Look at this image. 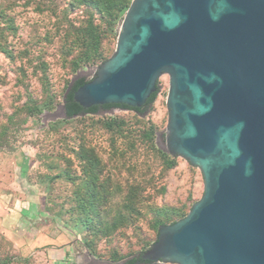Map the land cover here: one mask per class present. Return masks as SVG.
<instances>
[{"label":"water","instance_id":"water-1","mask_svg":"<svg viewBox=\"0 0 264 264\" xmlns=\"http://www.w3.org/2000/svg\"><path fill=\"white\" fill-rule=\"evenodd\" d=\"M163 76L169 120L157 146L201 171L204 195L141 260L264 264V0H133L113 56L74 100L140 109Z\"/></svg>","mask_w":264,"mask_h":264},{"label":"rangeland","instance_id":"rangeland-1","mask_svg":"<svg viewBox=\"0 0 264 264\" xmlns=\"http://www.w3.org/2000/svg\"><path fill=\"white\" fill-rule=\"evenodd\" d=\"M46 1H3L15 30L2 34L0 22V260L8 259L9 264L121 263L155 243V219L171 222L178 218L174 212L179 209L189 214L204 195V179L185 159L174 158L176 166L167 169L149 150L151 143L145 133L153 129L158 148V135H165L168 127V76L159 80L157 98L143 116L123 108L102 109L96 116L50 129L47 114L60 113L62 96L77 74L70 66L77 53L67 54L70 38H65L58 21L47 11L53 1L45 5ZM84 17L80 9L71 13L70 19L78 26ZM124 17L114 35L104 41L108 59L116 50ZM99 66L78 73L92 81ZM49 96L54 97L50 111L28 114L29 107L41 105ZM108 117L123 120L121 128L107 132L100 119ZM82 149L100 160L101 182L111 181L103 194L108 227L129 217L123 210L128 196L141 194L143 214L132 215L134 227L97 239L69 222L66 208L87 182ZM57 174L60 178L53 181ZM86 239L92 243L91 251ZM117 258L123 260L113 262Z\"/></svg>","mask_w":264,"mask_h":264},{"label":"trees","instance_id":"trees-1","mask_svg":"<svg viewBox=\"0 0 264 264\" xmlns=\"http://www.w3.org/2000/svg\"><path fill=\"white\" fill-rule=\"evenodd\" d=\"M7 0H0V22L3 25L1 31L2 34L8 33L11 30H15L14 23L10 20L9 16L6 14L7 6L3 5ZM53 5L46 7L47 11L50 12L58 21V29L62 31L65 35L66 41L68 43L67 54H74L70 66L73 73H78L79 71L88 68L99 66L105 63L108 58L105 57L103 44L106 38L113 36L118 22L123 18L129 9L133 0H51ZM55 1V2H54ZM49 2L46 1L45 5ZM82 9L84 12V19L80 25H75L73 20L70 19L71 13L75 10ZM43 11V10H42ZM91 82L85 77H80L75 81L71 91L65 97L66 92L63 94V106L65 108L66 118L63 120H57L56 122L50 123V129L57 130L61 125L68 123L70 120L86 118L87 116H96L100 110H108L112 108H123L130 111L136 112L139 116H143L149 106L153 104L157 98L159 87L156 93H154L147 101L146 105L140 109H134L127 107L125 105H106L103 107L95 106L90 109H84L74 100L75 92L84 86L85 84ZM65 97V98H64ZM54 97H48V99L41 105L35 104L28 108V114L31 116H36L44 113L45 111H50L53 108ZM28 107V106H27ZM102 127L107 132H114L121 128V123L123 120L117 117H108L105 119H100ZM145 137L150 141L148 145L149 150L156 154V156L163 162L167 169H172L176 166V161L173 157L161 151L154 144V131L153 129L149 133H145ZM84 154L81 158L86 163V174L87 182L85 183V189H79L74 193V200L70 201V209L66 208L69 213L70 223L75 229L80 231L85 230L91 232L92 236L95 238L100 237H111L119 234L122 230L128 229L135 226L133 221V216H141L142 213V203L140 200L141 194L135 197V194H130L128 196V202L125 203L123 208L130 216L127 218L120 219V222L114 223L108 227L106 220V198L104 194L105 186L110 179H106L105 182H101L103 171L101 169V163L98 157L90 156L87 151L82 149ZM94 154L93 151H89ZM64 175L68 177V180H72V176L69 172H65ZM60 174L52 178L55 181L60 178ZM103 187V191L100 192V188ZM113 189L114 185H113ZM116 192V190H115ZM84 196H83V194ZM115 193H112L113 197ZM117 194V192H116ZM145 209V207H144ZM63 210V209H62ZM77 210L80 212L79 218L77 216ZM181 209L174 212L175 216L178 217L171 222L162 219H155L153 223V228L159 231V228L164 225H172L179 220L186 217V214L180 211ZM109 215V214H108ZM169 218V217H168ZM136 229V227L134 228ZM86 245L91 251L92 243L86 239ZM118 260H123L122 258H117L113 262ZM10 260L5 259L0 260V264H9Z\"/></svg>","mask_w":264,"mask_h":264},{"label":"flooded vegetation","instance_id":"flooded-vegetation-1","mask_svg":"<svg viewBox=\"0 0 264 264\" xmlns=\"http://www.w3.org/2000/svg\"><path fill=\"white\" fill-rule=\"evenodd\" d=\"M137 261H139L140 263H137ZM113 264H119V263H113ZM123 264H152V263L141 260V256L137 255L127 259Z\"/></svg>","mask_w":264,"mask_h":264}]
</instances>
